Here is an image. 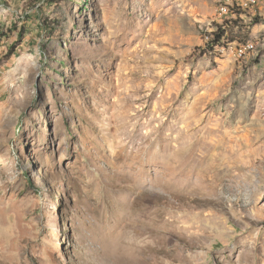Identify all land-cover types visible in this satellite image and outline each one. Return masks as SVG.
<instances>
[{
    "label": "rangeland",
    "instance_id": "rangeland-1",
    "mask_svg": "<svg viewBox=\"0 0 264 264\" xmlns=\"http://www.w3.org/2000/svg\"><path fill=\"white\" fill-rule=\"evenodd\" d=\"M219 1L0 0V264H264V0Z\"/></svg>",
    "mask_w": 264,
    "mask_h": 264
},
{
    "label": "bare ground",
    "instance_id": "bare-ground-1",
    "mask_svg": "<svg viewBox=\"0 0 264 264\" xmlns=\"http://www.w3.org/2000/svg\"><path fill=\"white\" fill-rule=\"evenodd\" d=\"M260 0H220L218 10L220 15H228L238 7H256L259 5ZM241 3V5H240ZM239 9V8H238ZM3 42V28L0 23V43ZM224 45V44H223ZM257 49V44L254 42H247L239 46L236 50V57L238 59H245L254 53Z\"/></svg>",
    "mask_w": 264,
    "mask_h": 264
},
{
    "label": "trees",
    "instance_id": "trees-1",
    "mask_svg": "<svg viewBox=\"0 0 264 264\" xmlns=\"http://www.w3.org/2000/svg\"><path fill=\"white\" fill-rule=\"evenodd\" d=\"M221 28H223V26L222 25H220V27H219V29H221ZM213 35V38L210 40V42H209V47L210 48H212V49H214V47L215 46H220V45H222V43H223V41H225V40H223V39H221L220 40V35L218 34V33H216L215 32V34H212ZM216 36V37H215ZM218 40H217V39ZM222 38V37H221Z\"/></svg>",
    "mask_w": 264,
    "mask_h": 264
},
{
    "label": "crops",
    "instance_id": "crops-1",
    "mask_svg": "<svg viewBox=\"0 0 264 264\" xmlns=\"http://www.w3.org/2000/svg\"><path fill=\"white\" fill-rule=\"evenodd\" d=\"M261 2H262V1H261ZM262 3H264V2H262ZM262 3L259 2L260 5H261Z\"/></svg>",
    "mask_w": 264,
    "mask_h": 264
},
{
    "label": "built area",
    "instance_id": "built-area-1",
    "mask_svg": "<svg viewBox=\"0 0 264 264\" xmlns=\"http://www.w3.org/2000/svg\"><path fill=\"white\" fill-rule=\"evenodd\" d=\"M240 5H241V3H240Z\"/></svg>",
    "mask_w": 264,
    "mask_h": 264
}]
</instances>
